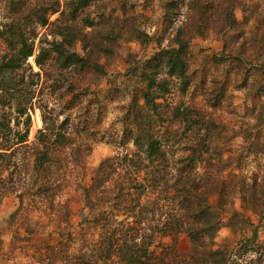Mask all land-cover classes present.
Wrapping results in <instances>:
<instances>
[{
    "label": "trees",
    "instance_id": "obj_1",
    "mask_svg": "<svg viewBox=\"0 0 264 264\" xmlns=\"http://www.w3.org/2000/svg\"><path fill=\"white\" fill-rule=\"evenodd\" d=\"M101 1L65 0L62 5L60 0H48L27 9L24 0H10L5 14L13 12L18 17L0 22V39L7 41L0 54V198L14 193L23 203L24 195L30 194L54 209L58 193L68 184L67 171L81 162L78 152L87 133L71 112L94 91L78 78L104 75L101 55L109 54V43L118 44L104 22L105 14L97 15L95 21L87 10ZM216 2V10L222 7L225 11L222 20L226 26L236 25L233 0H166L167 27L177 26L169 46L160 47L148 59L130 55L126 75L136 85L124 115L121 145L132 143L136 149L100 162L91 184L83 187L87 213L78 223L79 229L73 227L76 232L67 231L47 245L50 264H168L153 248L157 235L173 236L175 248L182 233L192 246L174 264H264V238L260 236L264 191L243 195L247 183L239 178V191L259 216L258 223L245 216L252 234L242 230L235 246L215 248L223 222L209 196L226 192L227 182L221 174L228 161L212 159L209 137L216 123L184 100H170L172 95H185L191 84L190 41L195 31L178 22L187 25L193 21L196 32L204 36L200 26L210 20L208 11ZM55 13L59 16L50 21ZM46 26L48 31L40 35L38 28ZM83 28L94 32L81 37ZM138 32L145 47L150 37ZM78 40L83 42L84 54L74 49ZM158 41L162 45L160 37ZM31 57L37 69L29 61ZM46 89L53 93L63 90L55 106L51 98H45ZM260 92L264 95V85ZM36 107L43 125L30 141L31 110ZM174 122L187 138L180 158L175 157V144L171 143L177 134L170 124ZM166 123L168 131L162 134ZM199 163L205 164L202 172ZM71 214L66 209L69 224ZM161 248L164 252L167 247Z\"/></svg>",
    "mask_w": 264,
    "mask_h": 264
},
{
    "label": "rangeland",
    "instance_id": "obj_2",
    "mask_svg": "<svg viewBox=\"0 0 264 264\" xmlns=\"http://www.w3.org/2000/svg\"><path fill=\"white\" fill-rule=\"evenodd\" d=\"M24 1V7L28 9L38 3L46 4L48 0ZM233 1L237 17L233 27L226 26L222 20L225 11L222 7L216 10L217 2L208 11L210 20L202 21L200 26L205 31L204 36L196 32L198 28L191 25L193 21L189 25L178 22L188 31H195L190 41L191 84L185 95L170 97V100L182 99L199 108L216 123L209 137L214 149L212 159L222 157L228 161V167L221 174L227 182L223 188L226 192L223 195L213 192L209 196L223 222L214 240L215 248L235 246L242 238V230L252 234L247 230L249 221L245 216L258 223L259 216L239 191V178L247 183L243 195L251 197V193L258 195L264 191V95L260 92L264 85V0ZM60 2L64 5L65 0ZM9 3L10 0H0V22L18 17L13 12L5 14ZM165 4L166 0H103L88 7L91 19L95 21L99 20L97 15L105 14L104 22L118 44L109 43V54L101 55L104 75L78 78L81 84L94 91L71 112L80 129L87 133L78 152L81 162L73 164L67 171L68 184L58 193L54 209L30 194L24 195L23 203L14 193L0 198V264H50L47 245L57 242L67 231L79 229L77 225L87 213L83 187L91 184L100 162L118 152L136 149L132 143L121 145L124 115L136 85L135 80L127 77L126 70L132 60L131 54L148 59L160 47L169 46L177 26L167 27ZM216 13H222V16ZM58 16L59 13L51 14L50 21ZM138 29L150 37L145 47L137 37L142 35ZM38 31L42 35L48 28L39 27ZM93 32L92 28H83L81 37H90ZM95 41L92 36L91 43ZM6 47L7 41L0 39V54ZM74 49L84 54L82 40L75 42ZM29 61L37 69L34 57ZM46 90L45 98H51V105L55 106V99L63 90L55 89L54 93ZM31 116L29 139L33 141L43 123L39 108H33ZM167 123L161 129L162 134L168 131ZM170 124L177 131L171 143L175 144V157L180 158L184 155L182 149L187 145V138L178 122ZM68 151L72 150L68 148ZM204 165L198 164L199 172L204 171ZM68 208L72 213L67 216L71 224L67 223L65 215ZM260 236L264 238V226ZM177 240L174 248L173 236L157 235L153 248L164 263H176L182 259L180 255L191 249L186 234L178 235ZM161 245L167 247L164 252Z\"/></svg>",
    "mask_w": 264,
    "mask_h": 264
}]
</instances>
